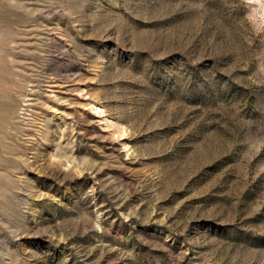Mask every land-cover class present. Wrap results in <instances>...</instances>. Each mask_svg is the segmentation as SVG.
<instances>
[{"label":"rangeland","instance_id":"374dc122","mask_svg":"<svg viewBox=\"0 0 264 264\" xmlns=\"http://www.w3.org/2000/svg\"><path fill=\"white\" fill-rule=\"evenodd\" d=\"M0 264H264V0H0Z\"/></svg>","mask_w":264,"mask_h":264}]
</instances>
